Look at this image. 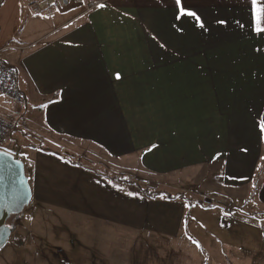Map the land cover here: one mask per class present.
<instances>
[{"label":"crops","instance_id":"crops-1","mask_svg":"<svg viewBox=\"0 0 264 264\" xmlns=\"http://www.w3.org/2000/svg\"><path fill=\"white\" fill-rule=\"evenodd\" d=\"M104 5L91 14L80 7L57 11L59 21L47 29L23 28L4 37L0 56L17 69L26 100L4 105L25 118L35 108L52 136L99 145L114 159L141 151L145 166L148 156L157 158L159 173L186 167L189 182L202 181L200 171L211 165V173L220 174L211 190L221 186L224 198L251 196L242 190L254 181L264 148V32L255 30L251 0ZM182 6L199 20L182 15ZM132 101L140 103L139 111L122 106ZM40 151L31 159V219L12 229L14 264H41L36 247L53 240L54 230L131 254L138 244L176 248L181 237L195 240L192 229L198 223L212 227L210 219L218 220L225 237L244 220L237 205L224 220L214 204L184 194L130 196L69 158ZM253 191L264 204V177Z\"/></svg>","mask_w":264,"mask_h":264},{"label":"rangeland","instance_id":"rangeland-1","mask_svg":"<svg viewBox=\"0 0 264 264\" xmlns=\"http://www.w3.org/2000/svg\"><path fill=\"white\" fill-rule=\"evenodd\" d=\"M38 1L4 0L0 7V23L3 28L0 35V48L7 44L4 42L6 41L4 37L10 33L23 28L47 29L59 21L56 20L55 14L57 11H61L60 9L51 11L53 16L50 17L46 13L38 12L36 8ZM79 10L82 11L81 8ZM138 72L139 70L134 72L123 70V73L127 75ZM3 100L0 98V117L12 125L13 131L8 141L2 145L1 150L13 154L19 151V158L25 166L29 182L32 176L31 159L37 152H41L40 150H46L65 156L77 164L80 163L86 168L106 175L105 179L112 184L116 191L136 198H144L142 195H145L146 191H156L173 196L184 194L207 204H214L216 213L224 220L230 219L228 212L234 208L233 205L239 206L240 211L244 212L242 215L244 220L234 223L238 224V229H231L225 237L222 235L221 229L215 225L218 224V220L210 219V222H215L212 227L207 229L208 225L204 224L203 226L202 223H198L196 230L192 229L191 234L195 240L184 241L181 237V242L176 248L162 247L152 243L138 244L136 250L131 254L103 242L97 243L78 236L71 231L54 230L53 240L50 241L48 238L46 241L49 244L50 242L58 243L60 248H53L44 241L39 242V247L36 248L42 259V261L39 260L41 264H264V204L260 202L257 194L253 196V190L258 187L264 177V148L254 181L242 190L251 196L244 198L246 196L244 195L238 199L224 198L220 191L221 186H218V189H210L213 184L219 181L218 177H220V174L211 173L213 169L211 165L205 171H200L204 175L202 181L189 182L191 172H188V168L183 167V170L177 173H159L163 168L157 165V158L148 156L145 166L141 151L132 157L114 159L108 151L99 145L87 143L77 145L71 138L52 136L55 134L48 132L45 126L47 122L40 111L34 108L29 111L27 118L22 115V117H18L15 113L16 109L12 105L5 106ZM143 104L145 106L146 103ZM131 105L137 106L134 107L133 112L134 110L139 111L140 103L137 101L122 103L123 107ZM147 105L156 110V103ZM41 106L42 104L39 105V108ZM35 120L37 126H34ZM78 146L79 148H77ZM176 168H180L179 165ZM203 180L205 181L203 182ZM31 205L26 208L20 219L16 220V228L31 219ZM14 239V234H11L7 248L0 251V264H14V253H10ZM32 239H35L34 244H36L38 241L36 237ZM41 239L43 238L41 237ZM84 255H90L94 260L84 261ZM99 255L102 257L98 261ZM43 259L47 261L43 262Z\"/></svg>","mask_w":264,"mask_h":264},{"label":"water","instance_id":"water-1","mask_svg":"<svg viewBox=\"0 0 264 264\" xmlns=\"http://www.w3.org/2000/svg\"><path fill=\"white\" fill-rule=\"evenodd\" d=\"M32 201L25 166L16 154L0 151V251L9 243L14 222ZM11 222V223H10Z\"/></svg>","mask_w":264,"mask_h":264},{"label":"built area","instance_id":"built-area-1","mask_svg":"<svg viewBox=\"0 0 264 264\" xmlns=\"http://www.w3.org/2000/svg\"><path fill=\"white\" fill-rule=\"evenodd\" d=\"M108 0H39L36 8L40 13L52 17L54 9L67 10L73 6L83 9V14L96 11L99 5ZM4 0H0V7ZM1 54V51H0ZM0 97L15 105H24L26 100L19 86L18 71L15 67L4 62L0 56ZM13 131L12 125L0 117V150Z\"/></svg>","mask_w":264,"mask_h":264},{"label":"snow or ice","instance_id":"snow-or-ice-1","mask_svg":"<svg viewBox=\"0 0 264 264\" xmlns=\"http://www.w3.org/2000/svg\"><path fill=\"white\" fill-rule=\"evenodd\" d=\"M175 5L180 6L181 0H174ZM253 11H254V18H255V30L260 33L264 32V2L258 4L257 0H251ZM99 7H106V5L101 4ZM180 12L182 15L188 16H196V13L193 11H187L185 7L180 8ZM196 19L199 20V17L196 16ZM220 23H226L225 21H220ZM200 26L203 27V22H200ZM119 79V76H117ZM261 131H264V123L260 125Z\"/></svg>","mask_w":264,"mask_h":264},{"label":"trees","instance_id":"trees-1","mask_svg":"<svg viewBox=\"0 0 264 264\" xmlns=\"http://www.w3.org/2000/svg\"><path fill=\"white\" fill-rule=\"evenodd\" d=\"M15 131H16V128H15ZM77 165L80 166V167L85 168V169L88 170V171H91V172L96 173L97 175H99V176L102 177L103 179H105V177H106V175H102V174H100L99 172H96V171H94V170H92V169H90V168H86V167H84L82 164H77ZM107 181H108V180H107ZM145 194H146L147 198H149V199H153V198L156 199V198L159 197V196H165V197H167L168 199H174V198H175V197H173V196H171V195H168V194H162L161 192H156V191H154V192L146 191Z\"/></svg>","mask_w":264,"mask_h":264}]
</instances>
